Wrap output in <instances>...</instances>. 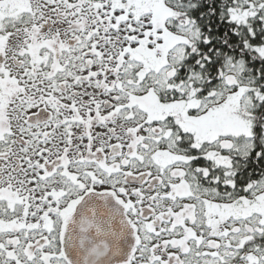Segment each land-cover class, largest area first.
<instances>
[{"label":"snow or ice","instance_id":"snow-or-ice-1","mask_svg":"<svg viewBox=\"0 0 264 264\" xmlns=\"http://www.w3.org/2000/svg\"><path fill=\"white\" fill-rule=\"evenodd\" d=\"M0 264H264V0H0Z\"/></svg>","mask_w":264,"mask_h":264}]
</instances>
